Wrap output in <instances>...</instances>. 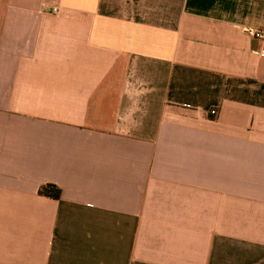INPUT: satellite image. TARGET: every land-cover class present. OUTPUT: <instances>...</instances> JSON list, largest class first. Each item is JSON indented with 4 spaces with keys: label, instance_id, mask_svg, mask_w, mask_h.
<instances>
[{
    "label": "crops",
    "instance_id": "0c3cea01",
    "mask_svg": "<svg viewBox=\"0 0 264 264\" xmlns=\"http://www.w3.org/2000/svg\"><path fill=\"white\" fill-rule=\"evenodd\" d=\"M0 264H264V0H0Z\"/></svg>",
    "mask_w": 264,
    "mask_h": 264
},
{
    "label": "trees",
    "instance_id": "16d2710c",
    "mask_svg": "<svg viewBox=\"0 0 264 264\" xmlns=\"http://www.w3.org/2000/svg\"><path fill=\"white\" fill-rule=\"evenodd\" d=\"M38 193L42 196H45L51 199L59 198V190L52 185H46V186L41 187Z\"/></svg>",
    "mask_w": 264,
    "mask_h": 264
},
{
    "label": "built area",
    "instance_id": "2783aa9c",
    "mask_svg": "<svg viewBox=\"0 0 264 264\" xmlns=\"http://www.w3.org/2000/svg\"><path fill=\"white\" fill-rule=\"evenodd\" d=\"M57 12H58V9L57 8H52L51 9V11H50V14H52V15H55V14H57ZM248 33L249 34H251V35H253L255 38H257V39H260V38H262V35L261 34H259V33H253L252 31H248ZM209 114L211 115V116H213L214 114H215V112L214 111H210L209 112Z\"/></svg>",
    "mask_w": 264,
    "mask_h": 264
}]
</instances>
